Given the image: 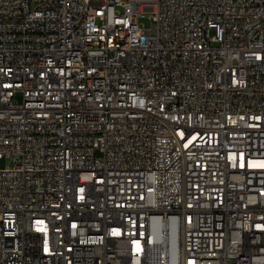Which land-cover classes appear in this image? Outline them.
Segmentation results:
<instances>
[{
    "label": "built area",
    "instance_id": "1",
    "mask_svg": "<svg viewBox=\"0 0 264 264\" xmlns=\"http://www.w3.org/2000/svg\"><path fill=\"white\" fill-rule=\"evenodd\" d=\"M0 264H264V0H0Z\"/></svg>",
    "mask_w": 264,
    "mask_h": 264
},
{
    "label": "rangeland",
    "instance_id": "2",
    "mask_svg": "<svg viewBox=\"0 0 264 264\" xmlns=\"http://www.w3.org/2000/svg\"><path fill=\"white\" fill-rule=\"evenodd\" d=\"M140 23L146 27V28H151L152 32L153 33H156L157 32V25L156 23L150 19L149 17L145 16V17H142L141 20H140ZM18 101L21 102L22 98L21 96H18ZM3 167H6V166H11L12 165V161L11 159H4L2 161V164H1Z\"/></svg>",
    "mask_w": 264,
    "mask_h": 264
},
{
    "label": "bare ground",
    "instance_id": "3",
    "mask_svg": "<svg viewBox=\"0 0 264 264\" xmlns=\"http://www.w3.org/2000/svg\"><path fill=\"white\" fill-rule=\"evenodd\" d=\"M113 222H121V215H113ZM130 248H122L120 250V258H129Z\"/></svg>",
    "mask_w": 264,
    "mask_h": 264
}]
</instances>
